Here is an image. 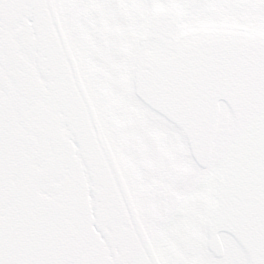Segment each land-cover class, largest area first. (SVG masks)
I'll list each match as a JSON object with an SVG mask.
<instances>
[{"label": "snow or ice", "instance_id": "obj_1", "mask_svg": "<svg viewBox=\"0 0 264 264\" xmlns=\"http://www.w3.org/2000/svg\"><path fill=\"white\" fill-rule=\"evenodd\" d=\"M0 264H264V0H0Z\"/></svg>", "mask_w": 264, "mask_h": 264}]
</instances>
